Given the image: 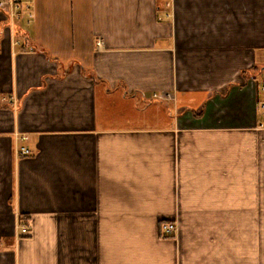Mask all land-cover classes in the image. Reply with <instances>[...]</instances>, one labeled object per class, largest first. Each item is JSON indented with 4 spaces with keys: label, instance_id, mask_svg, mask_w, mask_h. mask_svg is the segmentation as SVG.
Listing matches in <instances>:
<instances>
[{
    "label": "crops",
    "instance_id": "crops-1",
    "mask_svg": "<svg viewBox=\"0 0 264 264\" xmlns=\"http://www.w3.org/2000/svg\"><path fill=\"white\" fill-rule=\"evenodd\" d=\"M263 70L264 0L0 9V264H264Z\"/></svg>",
    "mask_w": 264,
    "mask_h": 264
},
{
    "label": "built area",
    "instance_id": "built-area-1",
    "mask_svg": "<svg viewBox=\"0 0 264 264\" xmlns=\"http://www.w3.org/2000/svg\"><path fill=\"white\" fill-rule=\"evenodd\" d=\"M30 1V0H29ZM28 0H0V9L3 10L5 15H7L12 20H15L19 18L22 14V11L24 9V6ZM170 1L168 2V6H170ZM250 82L254 84L257 87V90L262 94L258 98V107L262 114V124L264 125V77L257 78V77H251ZM155 97L158 98H166L168 95L166 94H155ZM20 155L22 156H31L33 155V152L30 148L23 146L19 150ZM161 230L163 235L165 236H174L178 230L177 224L174 222H163L161 225ZM28 232V227L26 225H23L22 227V233L26 234Z\"/></svg>",
    "mask_w": 264,
    "mask_h": 264
},
{
    "label": "rangeland",
    "instance_id": "rangeland-1",
    "mask_svg": "<svg viewBox=\"0 0 264 264\" xmlns=\"http://www.w3.org/2000/svg\"><path fill=\"white\" fill-rule=\"evenodd\" d=\"M260 69H263V67H262V66H260ZM263 76H264V70H263Z\"/></svg>",
    "mask_w": 264,
    "mask_h": 264
}]
</instances>
